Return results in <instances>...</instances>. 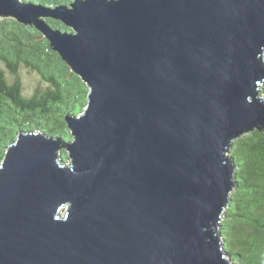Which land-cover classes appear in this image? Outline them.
<instances>
[{
  "label": "water",
  "instance_id": "obj_1",
  "mask_svg": "<svg viewBox=\"0 0 264 264\" xmlns=\"http://www.w3.org/2000/svg\"><path fill=\"white\" fill-rule=\"evenodd\" d=\"M0 17L35 27L89 87L72 141L8 147L0 264H233L219 229L228 153L264 131V0H0Z\"/></svg>",
  "mask_w": 264,
  "mask_h": 264
},
{
  "label": "trees",
  "instance_id": "obj_2",
  "mask_svg": "<svg viewBox=\"0 0 264 264\" xmlns=\"http://www.w3.org/2000/svg\"><path fill=\"white\" fill-rule=\"evenodd\" d=\"M48 8L70 6L75 0H21ZM55 30L72 32L48 19ZM12 74L22 67L38 72L49 84L28 98L20 80L10 83L0 70V166L8 147L21 132H39L70 142L66 116H78L88 105L89 87L54 52L33 26L0 17V63ZM264 96V84L260 89ZM61 159L68 160L62 150ZM236 164V187L220 223L225 253L233 264H264V131L254 130L234 141L228 153Z\"/></svg>",
  "mask_w": 264,
  "mask_h": 264
},
{
  "label": "rangeland",
  "instance_id": "obj_3",
  "mask_svg": "<svg viewBox=\"0 0 264 264\" xmlns=\"http://www.w3.org/2000/svg\"><path fill=\"white\" fill-rule=\"evenodd\" d=\"M0 70L5 72V75L10 83L20 80L23 87L24 96L30 98L36 93L46 91L49 84L43 79V77L36 71L22 67L19 73L12 74L4 63H0Z\"/></svg>",
  "mask_w": 264,
  "mask_h": 264
}]
</instances>
